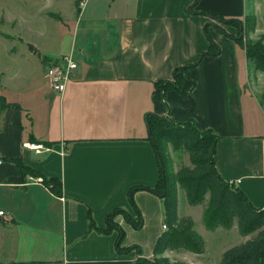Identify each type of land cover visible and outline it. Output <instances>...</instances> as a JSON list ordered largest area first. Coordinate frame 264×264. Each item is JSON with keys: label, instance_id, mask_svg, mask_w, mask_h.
I'll use <instances>...</instances> for the list:
<instances>
[{"label": "crops", "instance_id": "obj_1", "mask_svg": "<svg viewBox=\"0 0 264 264\" xmlns=\"http://www.w3.org/2000/svg\"><path fill=\"white\" fill-rule=\"evenodd\" d=\"M40 1L47 12L46 5L60 0ZM69 2L75 6L70 19L49 12L62 26L73 27L59 33L56 49L25 43L29 57L40 53L45 74L33 75L27 86L13 77L0 82L6 99L0 122V264H134L140 252H119L118 231L89 230V216L99 228L106 227V216L115 209L137 219L130 189L154 188L160 179L149 141L151 114L213 131L219 137V175L255 207H263L262 91L253 87V64L237 41L239 28L215 17L242 21L255 16L258 34L264 0H83L80 10L76 0ZM211 41L220 53L188 71L195 89L188 96L170 90L165 101L156 100V83L196 63ZM65 55L74 57L78 69L60 95L48 85L44 63ZM15 160L59 180L62 195H55L42 177L19 172ZM178 200L180 218L190 217L196 230L207 202L191 206L183 189ZM134 201L144 226L136 230L117 215L115 222L125 232L121 247H139L143 257L153 259L165 232L164 200L140 190ZM199 206L201 214L195 210ZM232 228L238 230L237 221ZM252 235L243 236L244 242ZM184 251L164 256L174 261Z\"/></svg>", "mask_w": 264, "mask_h": 264}, {"label": "trees", "instance_id": "obj_2", "mask_svg": "<svg viewBox=\"0 0 264 264\" xmlns=\"http://www.w3.org/2000/svg\"><path fill=\"white\" fill-rule=\"evenodd\" d=\"M82 1L76 0L77 10H80ZM215 18L226 25L237 26L241 33L240 36L244 35V20ZM251 18H253L252 29H254L256 18ZM223 32L225 33V31ZM237 41L245 49L247 58L253 66L264 72L263 40L244 44L243 37H237ZM219 53V47L211 41L210 50L202 54L196 63L178 67L173 72L172 80L156 83L155 99L165 101L166 93L170 90H176L182 95L188 96L196 87V83L189 77L188 71L197 67L206 56H216ZM0 103L4 110L6 99L1 92ZM262 103L264 104V94ZM147 126L149 141L154 148L160 172L158 184L154 188L136 186L130 189L128 198L137 219H134L125 210L115 209L106 216V227L99 228L90 214L89 230H96L103 234L118 231L116 243L118 251L128 253L137 250L141 254L134 264H187L182 261H171L164 256L169 250H185L199 255L205 252V241L195 230L194 221L190 217L180 218L178 214V191L179 189L185 190L188 203L191 206L204 204L206 196L209 194L210 197L203 214V221L208 230L214 231L219 227L229 230L237 221L238 230L242 236L256 234L246 242L228 249L223 254L222 264H264V206L255 207L242 190L219 175L215 159L219 137L211 130L200 131L194 121L178 123L168 117L153 114L147 116ZM171 148L174 151L184 150L187 152L192 167H183L179 171H175ZM14 162L19 172L26 171L33 176L42 177L44 185L55 195H62V183L59 180L46 179L40 172L25 167L20 160ZM140 190L156 194L164 200L165 204V223L168 229L158 238L153 259L143 257L139 247L122 248L125 232L115 222L117 215H123L136 230L143 228V217L134 201L135 192Z\"/></svg>", "mask_w": 264, "mask_h": 264}, {"label": "rangeland", "instance_id": "obj_3", "mask_svg": "<svg viewBox=\"0 0 264 264\" xmlns=\"http://www.w3.org/2000/svg\"><path fill=\"white\" fill-rule=\"evenodd\" d=\"M43 6L44 3H41L40 0H0V82L13 77L17 78L15 82L18 85L27 86L29 78L33 75L42 77L45 72L38 61L40 53H37L35 57H29L25 43L30 42L46 50H54L59 45V33L62 30L67 29L69 31V29L73 28L62 26L58 16L49 13L62 12L63 18L70 19L75 13V6L69 0H60L55 4L46 5L45 8L49 9L47 12L42 10ZM45 13L47 14L46 16ZM251 17L255 16H249L244 20V35L240 36L241 33H238L237 37H243L244 44L255 43L259 40L264 42V19L261 21V29L257 34V18L255 17V28L252 29L253 18ZM22 43H24L23 47L21 46ZM15 48L17 49L14 50ZM18 50H21L20 55ZM44 66L46 68L47 64L44 63ZM252 76L253 87L262 91V100L264 94V72L257 70L253 66ZM2 113L3 107L2 103H0V122ZM170 150L175 171H179L183 167H192L187 152L184 150L174 151L172 148ZM209 197L210 195L207 194L205 202L209 200ZM200 208L202 206L196 207L195 210L201 214ZM200 219L196 218L195 220L196 230L205 240V253L199 255L184 251L176 255L177 260L175 259L174 261H182L187 264H222L223 254L228 249L242 244L244 237L237 229L233 228L231 230L220 228L216 232L208 231L202 219ZM255 235L251 237L253 238Z\"/></svg>", "mask_w": 264, "mask_h": 264}, {"label": "built area", "instance_id": "obj_4", "mask_svg": "<svg viewBox=\"0 0 264 264\" xmlns=\"http://www.w3.org/2000/svg\"><path fill=\"white\" fill-rule=\"evenodd\" d=\"M83 4H81L82 6ZM46 79L51 90L57 94L63 95L68 85L73 81L75 71L78 69V64L72 55H65L57 59L45 60ZM37 150L39 146H34ZM2 161L0 160V164ZM4 216V212L0 211V217ZM163 229L167 231L168 227L164 224Z\"/></svg>", "mask_w": 264, "mask_h": 264}]
</instances>
